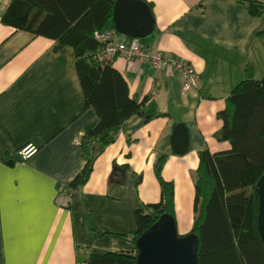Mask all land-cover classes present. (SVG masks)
<instances>
[{"label": "crops", "instance_id": "0c3cea01", "mask_svg": "<svg viewBox=\"0 0 264 264\" xmlns=\"http://www.w3.org/2000/svg\"><path fill=\"white\" fill-rule=\"evenodd\" d=\"M147 1L153 4L156 31L142 43L177 55L200 79L184 91L182 76L169 68L116 56L113 66L127 80L130 95L146 99L143 113L117 130L68 208L60 204L61 190L82 169L80 139L95 110L86 107L76 66L54 53L55 40L4 23L12 0H0V264H80L78 244L101 255L133 251L130 242L103 233L135 231L136 210L161 199L155 173L161 153L168 154L165 177L183 173V179L169 177L178 228L183 198L193 193L187 210L192 227L198 153L229 146L214 138L222 126L217 114L247 66H254L257 78L264 76V34H258L263 18L240 0ZM109 29L119 40L132 37L115 24ZM179 123L186 124L190 138L183 154L171 144ZM29 143L38 151L20 160L18 150ZM115 164L125 168L111 178Z\"/></svg>", "mask_w": 264, "mask_h": 264}, {"label": "trees", "instance_id": "16d2710c", "mask_svg": "<svg viewBox=\"0 0 264 264\" xmlns=\"http://www.w3.org/2000/svg\"><path fill=\"white\" fill-rule=\"evenodd\" d=\"M145 1L154 15L153 4ZM240 1L253 16L263 18L258 34H264V2ZM114 4L115 0H12L2 17L4 23L17 29L55 40L54 53L63 63L76 66L86 107L95 110L96 118L86 125L80 139L82 169L61 190L70 192L73 201L89 181L96 159L114 142L117 130L133 115L142 114L146 102L130 95L127 80L112 62L100 61L96 56L102 48L97 32L114 27ZM217 116L222 126L214 138L229 146L198 153L190 230L198 237V264H264L256 190L264 175V76L257 78L253 65L247 66L245 78L225 99ZM167 157V153H161L155 162L161 199L144 203L136 210L137 229L103 233L130 242L134 250L101 255L78 244L76 257L80 264H137L139 237L164 214L176 220L174 181L164 176ZM120 168L125 166L114 165L111 178ZM119 181L124 183L125 178Z\"/></svg>", "mask_w": 264, "mask_h": 264}, {"label": "water", "instance_id": "95a60500", "mask_svg": "<svg viewBox=\"0 0 264 264\" xmlns=\"http://www.w3.org/2000/svg\"><path fill=\"white\" fill-rule=\"evenodd\" d=\"M113 21L118 32L132 37H147L155 28L154 15L145 0H115ZM171 144L179 154L188 150L190 138L185 123L175 126ZM256 190L259 194L258 229L264 243V175L258 180ZM197 246L196 234H179L176 220L164 214L139 237L137 264H198Z\"/></svg>", "mask_w": 264, "mask_h": 264}, {"label": "built area", "instance_id": "2783aa9c", "mask_svg": "<svg viewBox=\"0 0 264 264\" xmlns=\"http://www.w3.org/2000/svg\"><path fill=\"white\" fill-rule=\"evenodd\" d=\"M102 48L96 53L98 60L112 62L120 55L129 60L147 62L153 68H169L170 71L178 73L183 78V89L189 91L196 86L200 77L195 67L173 53H167L160 49L149 48L144 45L140 38L129 37L119 40L115 37L112 29L97 32ZM38 145L29 143L18 150L20 160H27L38 151Z\"/></svg>", "mask_w": 264, "mask_h": 264}, {"label": "rangeland", "instance_id": "374dc122", "mask_svg": "<svg viewBox=\"0 0 264 264\" xmlns=\"http://www.w3.org/2000/svg\"><path fill=\"white\" fill-rule=\"evenodd\" d=\"M120 36H123L122 34H119ZM147 38L148 37H143V38H141V40H147ZM123 169L124 168H120V169H118V172H117V176L118 175H120V174H122V172H123ZM177 174V176L178 177H180L181 179H183V173H179V172H172V175L174 176V175H176ZM172 175H170V173H168L167 174V180H171L169 177H171ZM143 176V174H140V176H139V178L141 179V177ZM193 178H194V180H195V177H194V175H193ZM112 181V179L110 178V180H109V183H112L111 182ZM113 183H115V182H113ZM194 187H195V185H194ZM192 199H193V193H192V195L190 196H187V197H184L183 198V206H182V209H181V212H180V216H179V228H178V231H179V234H181V235H183V234H188V233H192V232H190V230H191V226H189L190 225V220H191V217H190V215H189V213H188V209H190V208H192ZM59 200H60V204H62L63 206H66L67 207V205L68 204H70L72 201H73V199H72V195H71V193L69 192H67V193H65V195H62V201H61V199L59 198ZM193 222H194V220H193ZM178 226V225H177Z\"/></svg>", "mask_w": 264, "mask_h": 264}]
</instances>
